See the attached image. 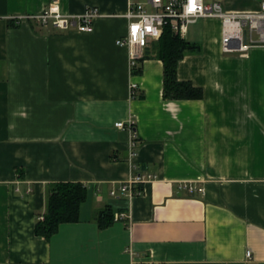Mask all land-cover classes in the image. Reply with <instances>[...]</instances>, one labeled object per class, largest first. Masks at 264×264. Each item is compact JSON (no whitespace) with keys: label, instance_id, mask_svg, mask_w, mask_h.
<instances>
[{"label":"crops","instance_id":"1","mask_svg":"<svg viewBox=\"0 0 264 264\" xmlns=\"http://www.w3.org/2000/svg\"><path fill=\"white\" fill-rule=\"evenodd\" d=\"M51 1L76 16L97 7L92 30L27 18ZM219 1L256 10L263 0ZM137 3L154 9L0 0V264H264V44L227 52L219 17L188 22L180 35L200 51L184 54L178 78L203 96L166 99L162 60L144 58L134 73L116 43ZM129 119L133 157L132 132L115 125ZM147 174L132 184L141 193L122 188ZM59 181L83 183L88 196L78 221L38 236L47 187ZM108 205L126 216L101 226Z\"/></svg>","mask_w":264,"mask_h":264},{"label":"built area","instance_id":"2","mask_svg":"<svg viewBox=\"0 0 264 264\" xmlns=\"http://www.w3.org/2000/svg\"><path fill=\"white\" fill-rule=\"evenodd\" d=\"M153 5L152 11L147 10L143 3L130 7L126 13L128 31L125 36L119 37L116 43L129 48L130 66L133 69L143 58L146 46L151 39H158L166 22L179 34L184 33L188 22L200 16L219 17L223 23L222 46L224 51L245 52L251 45L264 44V0L256 10H225L219 0L206 3L204 0H149ZM99 14L95 6H88L81 15L64 13L57 1H51L40 13L28 15L27 18L36 20L41 25H53L61 29L76 28L80 31L92 30L94 18ZM26 18V17H25ZM255 33L258 37H255ZM131 96L139 92L136 83H131ZM119 128H128L132 132L130 141V155H135L136 138L134 133V120L126 122L117 121ZM139 175L130 182L123 184L124 190L131 193H141L142 189L135 191L132 184L142 182L150 177ZM193 190V187H190ZM114 193V191H112ZM125 212L115 214L116 219L125 218ZM43 218V216H41ZM249 255L250 252L248 251ZM132 264H138L133 262Z\"/></svg>","mask_w":264,"mask_h":264},{"label":"trees","instance_id":"3","mask_svg":"<svg viewBox=\"0 0 264 264\" xmlns=\"http://www.w3.org/2000/svg\"><path fill=\"white\" fill-rule=\"evenodd\" d=\"M10 24L17 25L18 23L10 21ZM149 42L140 61L150 56H156L162 60L164 98H201L203 89L195 86L191 81L180 80L177 71L178 62L184 54L188 51H200L199 44L191 43L183 38L173 30L169 22L164 24L161 35L158 39H155V42L151 45L152 48ZM139 62L132 69V72L139 73L142 71ZM138 95H140V92L135 96ZM134 189L137 191L142 187L139 186ZM87 196L88 189L81 182L59 181L49 184L47 187L46 210L42 213L43 218L39 214L35 223L36 235L48 238L59 229L62 223L78 221L80 205L86 200ZM114 214L115 212L111 206H106L97 213L99 224L101 226L111 224Z\"/></svg>","mask_w":264,"mask_h":264}]
</instances>
